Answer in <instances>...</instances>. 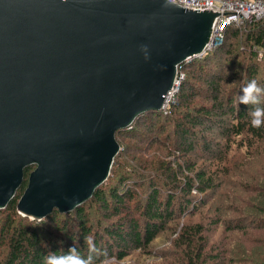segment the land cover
Masks as SVG:
<instances>
[{
  "label": "water",
  "instance_id": "1",
  "mask_svg": "<svg viewBox=\"0 0 264 264\" xmlns=\"http://www.w3.org/2000/svg\"><path fill=\"white\" fill-rule=\"evenodd\" d=\"M219 18L170 0H0V210L30 169L22 216L89 201L116 134L165 107Z\"/></svg>",
  "mask_w": 264,
  "mask_h": 264
},
{
  "label": "rangeland",
  "instance_id": "2",
  "mask_svg": "<svg viewBox=\"0 0 264 264\" xmlns=\"http://www.w3.org/2000/svg\"><path fill=\"white\" fill-rule=\"evenodd\" d=\"M261 21L263 25L264 20ZM253 23L258 24V21L232 26L237 30V34L233 36H228V28L222 35L223 42L212 50L213 58L206 55L180 68L179 77H182V81L175 93L169 95L162 109L167 117L162 115L160 119L146 118L136 130L119 133L117 141L122 149L115 158L114 170H111L110 177L101 188L110 200L109 188L121 183V178H126L127 184L133 187L132 192H135L132 193V200L125 202L130 208L129 218L138 219L140 227L144 229L146 220L143 208L136 210V204H140V207L146 205L147 196L153 190L151 185L156 186L161 191L159 196L163 219L159 223L163 229L157 233L147 250L130 248L121 259L112 256L96 264H105L106 259L113 264H188L189 251L183 245L184 242L178 240L184 232L191 231V227L199 224L202 232L199 235L193 232L196 244L194 249L195 246L197 249L202 245L205 255L210 256L209 264H264V140L250 147L247 143L242 144L247 135L238 137L229 142L224 159L221 153L217 154L215 145L220 143L225 146L219 128L227 127L232 119V116L225 114L230 106L224 102L233 101L231 106L239 107L241 90L250 79H255L264 88V53L249 40ZM254 69L257 70L256 76L252 77L250 71ZM260 97L264 100V93ZM220 103L224 106V111L219 110ZM193 110L208 111L211 122L216 123V127L207 123V127L194 130L205 136L202 140L207 143L210 153L219 157L217 161H213L205 150L198 149L196 153L187 154L175 150L174 127L186 120L185 115H195ZM200 120L207 122L204 117ZM147 123L149 125L146 126ZM189 167H193V173H187ZM196 170H210L216 175L214 186L203 192L191 186L189 192H184L187 177L194 181ZM26 186L27 183H24L15 200L19 201ZM168 194H172L170 200L167 198ZM90 200L75 209L82 208L84 218H79L72 211L61 214L59 221L49 218L31 220L18 211L12 213L1 209L0 233H3L1 227L11 220L12 226L16 228L32 225L45 241L60 236L56 228L61 223L65 226L61 228L77 236L80 235L79 224L86 218L85 223L93 233L91 238L94 239L99 234L103 239L104 226L110 222H121L124 214L111 217L112 219L106 218L104 214L109 210L104 209L101 203ZM167 211L169 212L166 213ZM2 244L0 264L6 257L8 247ZM197 253L198 251L194 253V257Z\"/></svg>",
  "mask_w": 264,
  "mask_h": 264
},
{
  "label": "trees",
  "instance_id": "3",
  "mask_svg": "<svg viewBox=\"0 0 264 264\" xmlns=\"http://www.w3.org/2000/svg\"><path fill=\"white\" fill-rule=\"evenodd\" d=\"M261 20H264L261 19ZM261 20H258V24L253 23L251 24V27H253L252 30H250L249 40L253 42L259 50H261L264 53V24L262 25ZM261 21V22H260ZM257 22V21H256ZM236 28H229L227 31L228 36L236 35L237 33ZM214 51H208L204 56L213 58ZM254 54V52H253ZM256 55V54H255ZM254 55V56H255ZM203 56V57H204ZM209 57V58H210ZM200 59V58H196ZM194 59V60H196ZM186 66V65H185ZM184 66H181V68ZM257 70H251L250 74L251 76H256ZM252 80V79H250ZM249 80V81H250ZM248 81V82H249ZM248 82H245L243 87L246 86ZM186 100V99H185ZM233 102V101H232ZM232 102H224L229 105L228 111L225 113L229 117L232 116V119L230 120L229 125L227 127H220L219 128V134L222 136V138L225 141V146L220 145V143L215 144L216 148L218 150L217 154L226 155V152L228 150V144L229 142H232L234 140H237L238 137H243L247 135L246 139L242 144L247 143L248 146L252 147L255 145V143H258V141L264 140V125H262L259 128L252 127L251 125V112L253 110L254 105H244L241 104L239 107H232ZM222 103L218 104L219 110L222 109V111L225 110L224 106L221 105ZM187 105V104H186ZM259 107H264V100L262 97H260V104ZM188 107V106H187ZM227 110V109H226ZM195 115H185V121L181 124H178V131L177 126L174 127V143L176 145V149L178 152H183L185 154L187 153H196L199 149L200 151L205 150L208 152V155H211V158L213 161H217L219 157L216 154L210 153L209 147L205 140H202L203 137H205L203 134H200L201 132H198L194 130L195 128L199 127H207V123H210L212 127H216L215 122H211V118H209L210 113L208 111H199V110H193ZM167 117V113L162 111L158 112H148L141 117H139L134 124L116 134L117 140L119 139V133H126V132H132L136 130L139 127L140 122L143 119L149 118V119H160L163 116ZM205 118L207 122H202L203 120H200V118ZM151 121V120H150ZM155 120H152V122ZM210 121V122H209ZM146 126L149 125V123L145 124ZM233 139V140H231ZM247 141V142H246ZM205 148V149H203ZM227 148V149H226ZM224 149V151H223ZM226 150V152H225ZM199 152V151H198ZM221 159V160H223ZM116 161L114 162V164ZM114 164H113V170H114ZM32 169L28 170L25 174V182L27 183L28 177L26 175L31 172ZM193 167H189L187 173H193ZM185 171V170H184ZM209 172L204 171H195V177L194 181L193 179H190L187 177L186 184V191H190L189 189L191 186L196 187L198 191L203 192L207 191L209 189H212L214 186L216 175ZM112 172V171H111ZM181 172V170H180ZM176 174L178 172H175ZM29 175V174H28ZM126 179V178H125ZM122 179L121 183H118L116 186H113L112 188H109L108 191V197L110 200L107 199L106 194L102 190L101 186L97 189L94 196L91 198L90 201H97L102 204L104 209L109 210V212H106L104 215L106 218L116 217L124 214L123 218H121V222H110L109 224L105 225L104 228V237L101 238V236L98 234L97 237L94 239L93 233L91 232V228L87 226V222L85 223V219L83 222H81L80 225V235L76 234H70L68 233L63 223H61L60 227H57L56 230L60 234V236H57L55 238H52L51 240L45 241L44 238H40L37 230L32 226H20L19 228H16L12 226V221L9 220L6 226L1 227L3 233H0L2 236V240H0V245L8 246L7 247V254L4 258L3 262L1 260V264H47V260L49 257H64L67 259H71L73 257H79L84 260H88L91 258L92 262L98 263L101 262L103 259L109 257L112 258V256H115L118 259H121L124 255L128 253L130 248H143V250H147L149 247V244L156 238L157 233L161 231L163 226L159 223L163 219V213L161 210V203L160 199L161 197L159 194L161 191L156 188V186H152V192L149 194L146 199L147 203L143 207H140V204H136L137 208L136 210H142L144 212V219L146 220V225L142 229L139 225V220L134 218H129V206L128 204L125 205L126 201H131V197L135 192H132V188L129 186L131 184H127L128 180ZM196 179V180H195ZM217 179V178H216ZM150 186V187H151ZM169 187L172 188L170 185ZM171 188H167L168 190ZM136 189V188H135ZM133 193V194H132ZM168 200L172 198V194L167 195ZM17 200L11 201L7 208L5 210L10 211L12 213H17ZM192 204V203H190ZM168 209L167 207L165 208ZM81 209L73 210L74 214L81 217H85L83 214V211ZM76 212V213H75ZM167 211L166 213H168ZM137 213V212H136ZM61 214L58 210L53 211V213L46 218L54 219L57 221ZM143 214V213H142ZM84 215V216H83ZM170 215H167V217ZM262 220V218H260ZM144 220V221H145ZM59 221V220H58ZM264 221V220H262ZM165 229V227H164ZM141 230V232H140ZM193 232L195 234H200L202 232L201 225H196L191 227V231L184 232L181 236L179 241H183V245L186 246L187 251H189L188 258V264H209L210 256L205 255V248L201 245L196 249H194V239H193ZM198 234V235H199ZM66 236V237H65ZM66 238V239H65ZM89 239H91V243H89ZM107 239V240H106ZM202 239V237H201ZM112 242V243H109ZM78 242V243H76ZM105 242V243H104ZM198 242V241H197ZM70 245H69V244ZM104 243V244H103ZM177 243V241H176ZM66 245H69L68 247ZM198 246V245H197ZM198 251V253L194 257V253ZM204 257V258H203ZM203 258V259H202ZM202 260V263L200 261Z\"/></svg>",
  "mask_w": 264,
  "mask_h": 264
},
{
  "label": "built area",
  "instance_id": "4",
  "mask_svg": "<svg viewBox=\"0 0 264 264\" xmlns=\"http://www.w3.org/2000/svg\"><path fill=\"white\" fill-rule=\"evenodd\" d=\"M186 9L196 11L216 10L220 18L215 26L208 51L223 42L227 29L264 18V0H170Z\"/></svg>",
  "mask_w": 264,
  "mask_h": 264
},
{
  "label": "clouds",
  "instance_id": "5",
  "mask_svg": "<svg viewBox=\"0 0 264 264\" xmlns=\"http://www.w3.org/2000/svg\"><path fill=\"white\" fill-rule=\"evenodd\" d=\"M264 93V88H261L255 79L250 80L245 87L241 90L239 101L244 105H257L251 112V125L252 127L259 128L264 125V107H259L260 95ZM47 264H93L91 258L88 260L79 257L67 259L64 257L56 258L49 257ZM105 264H113L111 260L106 259Z\"/></svg>",
  "mask_w": 264,
  "mask_h": 264
},
{
  "label": "bare ground",
  "instance_id": "6",
  "mask_svg": "<svg viewBox=\"0 0 264 264\" xmlns=\"http://www.w3.org/2000/svg\"><path fill=\"white\" fill-rule=\"evenodd\" d=\"M168 99H169V96H168Z\"/></svg>",
  "mask_w": 264,
  "mask_h": 264
}]
</instances>
